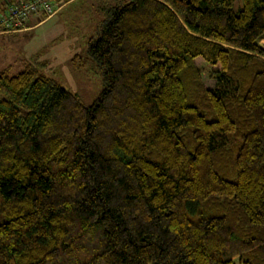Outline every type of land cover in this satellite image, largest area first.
<instances>
[{"label":"trees","instance_id":"trees-1","mask_svg":"<svg viewBox=\"0 0 264 264\" xmlns=\"http://www.w3.org/2000/svg\"><path fill=\"white\" fill-rule=\"evenodd\" d=\"M232 5H101L88 105L0 73V264H264V0Z\"/></svg>","mask_w":264,"mask_h":264},{"label":"rangeland","instance_id":"rangeland-1","mask_svg":"<svg viewBox=\"0 0 264 264\" xmlns=\"http://www.w3.org/2000/svg\"><path fill=\"white\" fill-rule=\"evenodd\" d=\"M9 1L11 0H0V3ZM110 2L111 0H51L50 15L37 14V17L32 18L36 22L48 20L46 23L31 30L28 26L31 20L29 18L23 24L24 29L0 30V33H13L0 35V73L8 69L9 74H16L25 64L32 63L40 74L53 78L84 104L93 103L103 91L105 81L102 69L87 53L86 48L89 38L95 35L97 26L104 17L101 5ZM232 6L234 11H238L242 0H233ZM259 42L264 47V36ZM74 56H77L76 59H73ZM182 77L188 90L197 85L189 69L182 72ZM187 78L192 83H188ZM235 263L239 264L237 259Z\"/></svg>","mask_w":264,"mask_h":264},{"label":"built area","instance_id":"built-area-1","mask_svg":"<svg viewBox=\"0 0 264 264\" xmlns=\"http://www.w3.org/2000/svg\"><path fill=\"white\" fill-rule=\"evenodd\" d=\"M51 0H17L9 3L0 16L1 31L24 29V22L31 13L48 16L52 11Z\"/></svg>","mask_w":264,"mask_h":264},{"label":"crops","instance_id":"crops-1","mask_svg":"<svg viewBox=\"0 0 264 264\" xmlns=\"http://www.w3.org/2000/svg\"><path fill=\"white\" fill-rule=\"evenodd\" d=\"M1 8V7H0ZM2 9V8H1ZM0 9V10H1ZM4 12V11H3ZM34 17H37V14L35 15V16H31L30 17V23H29V29H31V30H33L35 27H37V26H39V25H41V24H43V23H46L48 20H46L45 22L44 21H34L32 18H34ZM34 21V22H33ZM25 31V30H24ZM9 34H13V33H0V35H9Z\"/></svg>","mask_w":264,"mask_h":264}]
</instances>
